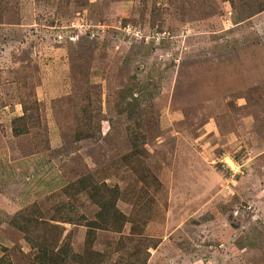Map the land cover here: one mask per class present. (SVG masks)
I'll use <instances>...</instances> for the list:
<instances>
[{
    "label": "rangeland",
    "instance_id": "1",
    "mask_svg": "<svg viewBox=\"0 0 264 264\" xmlns=\"http://www.w3.org/2000/svg\"><path fill=\"white\" fill-rule=\"evenodd\" d=\"M135 82L150 91L137 172L117 105ZM24 104L39 122L17 137ZM84 176L118 186L130 220L98 231L96 250L264 264V0H0V256L32 264L10 220L33 207L51 219L62 204L82 253L84 217L98 212L74 186Z\"/></svg>",
    "mask_w": 264,
    "mask_h": 264
},
{
    "label": "trees",
    "instance_id": "2",
    "mask_svg": "<svg viewBox=\"0 0 264 264\" xmlns=\"http://www.w3.org/2000/svg\"><path fill=\"white\" fill-rule=\"evenodd\" d=\"M139 94L138 97L134 95ZM150 94L149 85L143 82L131 83L129 87H125L120 93L117 100L118 113H122L128 119V134L130 137V151L124 156L127 165L132 170L136 161L143 152L145 144L149 140L147 135L148 128L144 125L141 112L142 99ZM90 108L84 107L85 112L89 113ZM38 110V108H37ZM91 116L87 122L91 121ZM39 122V114L32 111L31 106L23 105V115L14 120L12 130L15 136L19 137L29 132L28 125L31 122ZM79 121L81 118L79 117ZM140 167V165H138ZM138 175V173H137ZM139 178L143 182L149 184L145 179H149V173L140 175ZM79 190L87 192L90 199L98 207V212L94 218L87 219L85 244L82 253H76L73 250L72 243L66 239L65 228L60 223H74L79 219L71 213V208L66 204L57 207L55 214L51 219H45L46 214L41 208L33 207L18 212L10 220V224L20 233L22 238L31 246L34 253L32 255V264H138L134 259L137 252L129 253L128 246L116 249H106L100 251L95 249L98 231H109L121 233L123 227L130 221L129 217L117 208V203L122 196V192L118 186L110 187L106 184L99 185L93 176H84L74 183ZM73 185L70 188H72ZM45 216V217H44ZM62 223V224H63ZM68 238V237H67ZM16 247L13 245V248ZM17 249L20 247H16ZM4 255L0 256V264H14L10 260H6L8 249L4 248ZM11 253L20 251L11 250ZM117 254V259L113 257Z\"/></svg>",
    "mask_w": 264,
    "mask_h": 264
}]
</instances>
